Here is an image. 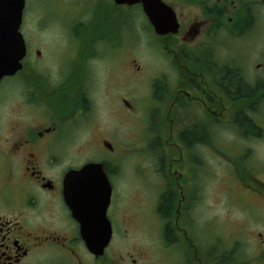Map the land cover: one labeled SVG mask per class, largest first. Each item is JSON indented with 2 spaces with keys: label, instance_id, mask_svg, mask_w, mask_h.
<instances>
[{
  "label": "flooded vegetation",
  "instance_id": "flooded-vegetation-1",
  "mask_svg": "<svg viewBox=\"0 0 264 264\" xmlns=\"http://www.w3.org/2000/svg\"><path fill=\"white\" fill-rule=\"evenodd\" d=\"M56 1L76 8L77 0ZM94 1L59 40L69 50L65 62H48L26 43L22 69L0 83V264H140L146 252L136 235L161 249L163 264H264V51L252 35L264 22V0H164L180 27L156 48L162 72L151 80L155 101L139 138L138 110L124 93L125 107L107 118L97 110L101 73L91 62L104 59L106 43L128 26L120 24L127 5ZM124 124L129 140L119 134ZM135 139L148 140L139 147L143 163L162 181L152 204L135 163H125ZM90 162L102 164L111 193L112 236L101 253L83 235L85 225L101 231L105 206L96 186L84 187L99 173L76 172ZM211 182L225 223L213 240L200 216ZM233 207L247 218L256 213L260 228H233Z\"/></svg>",
  "mask_w": 264,
  "mask_h": 264
},
{
  "label": "rangeland",
  "instance_id": "rangeland-1",
  "mask_svg": "<svg viewBox=\"0 0 264 264\" xmlns=\"http://www.w3.org/2000/svg\"><path fill=\"white\" fill-rule=\"evenodd\" d=\"M54 1L56 0H52L51 4H46L43 9L41 8L42 5L38 4V0H26L25 15H27L24 18L25 26L22 27V29L24 28L22 32L29 47L31 46L34 50L39 48L45 52L47 55L46 61L49 62L54 58L65 62L70 57L68 54L69 50L61 47L59 40L62 38L61 36L70 34L71 28H68V26L74 24L73 21L79 18L85 12V9L88 11L92 10L95 1L89 0L87 3L86 0H77L75 9H68ZM42 9L46 19L40 18ZM120 13L121 19L126 17V22H120V24L126 23L128 28L119 34V38L109 40V43H106L105 48L107 51L104 59L91 62V65H94L101 73V79L96 86L99 101L97 110L99 114H106L105 118H107V113L111 109H117L118 111L120 104L125 107V104H122L119 100L121 93H124L126 100L138 110V116L134 118L132 127L138 132L137 138H139V136L145 134L142 132L141 123L149 119L150 103L155 101L148 98V89L150 91L152 78L157 74L159 76L162 72L163 62L159 50L156 49L157 43L159 44V42H156V34L151 29L141 5L121 7ZM63 25L67 26V28L63 27ZM112 31L113 29L110 32ZM252 35L260 40L261 50L264 51V22H260L258 29ZM219 49L220 46L218 47ZM119 89L121 92H118ZM123 126L124 132L120 130L119 134L122 138L129 140L131 135H127V125L124 124ZM116 136L118 137L117 131L115 133ZM141 141L140 146H145L148 143L147 139ZM133 142L136 143L138 149L131 150V155L125 163L130 162V160L135 163L133 167L136 170V175L142 179L143 188L148 190V198L152 204L154 200L152 194L163 186L162 181L150 169L146 168V164L143 163L144 156L140 154L142 150L139 148L137 139L133 140ZM90 158H92L91 155ZM260 158L261 160L263 158L262 162H264V149L260 153ZM260 168L264 172V163H260ZM201 171L203 172L204 169L201 168ZM185 175H189V173L187 172ZM202 182L203 178L200 180V185ZM197 186L199 185L197 184ZM227 189V192L232 190L233 193L234 187L231 185ZM202 190L200 216L204 221L201 224L208 238L213 240L224 232V218L221 217L220 219L217 217L222 215L224 209L220 204H217V208L214 210L212 204V201H214L213 197L217 196L219 198L218 187L213 186L211 182L209 186L202 188ZM146 194L144 193L145 197ZM252 215L254 218L257 216L256 213H252ZM254 218L244 217V214L233 207L231 225L233 228H243L251 233L260 228V222ZM147 221L145 224H147ZM135 238L137 243L141 242L146 252L143 258H140V264H163L161 249L152 248L150 240L147 239L148 242L145 240V235H136ZM253 249L254 247L248 248L250 255H252ZM244 253L247 254L246 249ZM232 255L239 256V250H236ZM248 259L251 258L248 256ZM249 264L254 263L250 262Z\"/></svg>",
  "mask_w": 264,
  "mask_h": 264
},
{
  "label": "water",
  "instance_id": "water-1",
  "mask_svg": "<svg viewBox=\"0 0 264 264\" xmlns=\"http://www.w3.org/2000/svg\"><path fill=\"white\" fill-rule=\"evenodd\" d=\"M116 2L127 4L142 3L144 12L158 34H166L170 31L177 32L178 30V23L174 14L171 12L170 7L163 3V0H116ZM24 7L25 0H0V82L4 76L12 75L22 68L21 61L26 54L25 40L20 31ZM100 168V165L96 163H89L82 172L99 171ZM103 178L98 177V182L96 183L89 181L84 184V187H98L99 191L95 197L97 198V203H102L105 200L104 209L98 214L101 231L95 233L89 225H85L83 228L86 242L95 253L102 252L111 238V225L106 217L107 206L110 202L109 184L105 175ZM103 187H108V192L105 193V196ZM84 194L87 195L86 192Z\"/></svg>",
  "mask_w": 264,
  "mask_h": 264
},
{
  "label": "trees",
  "instance_id": "trees-1",
  "mask_svg": "<svg viewBox=\"0 0 264 264\" xmlns=\"http://www.w3.org/2000/svg\"><path fill=\"white\" fill-rule=\"evenodd\" d=\"M121 28H123L122 26H121ZM120 28V29H121ZM167 202H168V199H165V201H164V205H167Z\"/></svg>",
  "mask_w": 264,
  "mask_h": 264
}]
</instances>
